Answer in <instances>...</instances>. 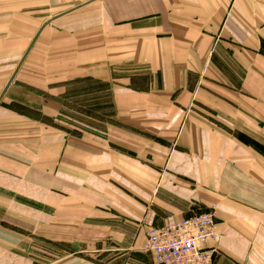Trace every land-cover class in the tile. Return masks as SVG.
Instances as JSON below:
<instances>
[{
  "label": "crops",
  "instance_id": "1",
  "mask_svg": "<svg viewBox=\"0 0 264 264\" xmlns=\"http://www.w3.org/2000/svg\"><path fill=\"white\" fill-rule=\"evenodd\" d=\"M11 14L0 33H13V48L45 49L17 74L47 63L55 80L92 82L113 114L100 133L52 134L40 146L36 127L22 144L21 122L0 117V264L133 257L145 225L205 209L219 235L214 264H264L244 147L197 114L264 111V0H0V16ZM9 77L0 71V89ZM43 224L46 241L67 251L38 263L31 247Z\"/></svg>",
  "mask_w": 264,
  "mask_h": 264
},
{
  "label": "rangeland",
  "instance_id": "2",
  "mask_svg": "<svg viewBox=\"0 0 264 264\" xmlns=\"http://www.w3.org/2000/svg\"><path fill=\"white\" fill-rule=\"evenodd\" d=\"M13 18L12 14L0 16V23L10 24L12 27ZM9 34L13 33H0V44L11 45L0 49V71L10 74L6 85L0 89V117L5 115L6 127L13 126V119L15 122H21L22 144H29V133L35 132L34 127H36L39 146L47 136L52 134L75 138L83 134L102 132L105 124L111 121L113 114L109 109L106 96L102 98L95 96V86L90 81L67 83V81L49 77V74L53 75V71L48 72L47 63H27L26 68L21 69L25 72L17 74L20 72L22 60L26 57L29 60L31 55L44 56L45 49L35 48L31 51L28 45L16 51L12 45L13 37ZM16 54H21L22 59L18 62L14 59ZM34 66L35 73H29ZM104 87L105 85H102V91ZM17 93L19 95L14 97ZM14 98H21V105L16 104ZM29 107L43 108V110H30ZM231 108L222 111L217 108L199 106L197 114L214 130L236 139L243 145L246 170L251 173V179H255L256 183L260 184V186L256 184L251 192L254 195L255 209L262 211L264 215V111L254 117L253 114L244 113L243 115L242 112ZM206 211L209 210L205 209L202 212ZM145 226L148 228V225ZM44 232L45 225H39L38 235L35 236L31 247L32 257L38 263H45L61 255L62 250H66L63 249L62 243L47 242ZM102 246L103 249H107L115 244L102 241ZM117 253L104 251L98 253L99 255L88 256L87 254L86 258L102 264H153L152 257L144 252L143 247L142 251L135 253L133 257L124 256L121 253L117 255Z\"/></svg>",
  "mask_w": 264,
  "mask_h": 264
},
{
  "label": "built area",
  "instance_id": "3",
  "mask_svg": "<svg viewBox=\"0 0 264 264\" xmlns=\"http://www.w3.org/2000/svg\"><path fill=\"white\" fill-rule=\"evenodd\" d=\"M215 219L214 212L206 211L161 226L148 225L143 250L153 264H214L219 240Z\"/></svg>",
  "mask_w": 264,
  "mask_h": 264
}]
</instances>
